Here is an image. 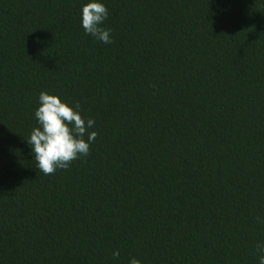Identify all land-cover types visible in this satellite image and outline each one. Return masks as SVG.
Wrapping results in <instances>:
<instances>
[{
	"label": "trees",
	"instance_id": "trees-1",
	"mask_svg": "<svg viewBox=\"0 0 264 264\" xmlns=\"http://www.w3.org/2000/svg\"><path fill=\"white\" fill-rule=\"evenodd\" d=\"M86 2L0 0V264H257L264 0H102L110 45ZM41 91L98 133L50 175L25 141Z\"/></svg>",
	"mask_w": 264,
	"mask_h": 264
},
{
	"label": "clouds",
	"instance_id": "clouds-1",
	"mask_svg": "<svg viewBox=\"0 0 264 264\" xmlns=\"http://www.w3.org/2000/svg\"><path fill=\"white\" fill-rule=\"evenodd\" d=\"M108 10L102 0H87L80 8V25L94 41L112 44L111 29L103 27ZM34 110L36 125L25 140L35 160V168L44 175L54 174L58 169L67 170L70 164L89 155L90 147L98 133L94 131L95 120L82 116L78 102L69 103L60 96L41 91ZM258 224L264 219L257 217ZM257 264H264V242L255 246ZM119 250L112 252L118 259ZM128 264H142L141 260L130 257Z\"/></svg>",
	"mask_w": 264,
	"mask_h": 264
}]
</instances>
